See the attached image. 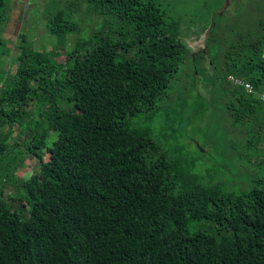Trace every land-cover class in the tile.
Masks as SVG:
<instances>
[{
	"label": "trees",
	"instance_id": "16d2710c",
	"mask_svg": "<svg viewBox=\"0 0 264 264\" xmlns=\"http://www.w3.org/2000/svg\"><path fill=\"white\" fill-rule=\"evenodd\" d=\"M155 2L77 0L48 19L50 36L79 35L68 17L83 5L108 22L78 36L63 62L20 46L13 72L0 70V166L36 162L29 178L1 180L0 264H264V190L204 184L132 127L168 100L189 55L180 24ZM8 3L0 0V58ZM221 50L220 76L208 83L227 84L219 92L234 122L263 125L264 21ZM8 182L14 195L4 197ZM196 221L209 231H190Z\"/></svg>",
	"mask_w": 264,
	"mask_h": 264
},
{
	"label": "rangeland",
	"instance_id": "374dc122",
	"mask_svg": "<svg viewBox=\"0 0 264 264\" xmlns=\"http://www.w3.org/2000/svg\"><path fill=\"white\" fill-rule=\"evenodd\" d=\"M76 1L9 0L2 33L8 55L1 56L0 70L8 68L13 72L15 62L11 58L21 53L20 46L53 57L59 54L54 59L63 62L64 51L74 48L78 36L87 38L103 27V21L108 22L105 17L88 13L83 5L79 12L71 10L68 17L80 25L79 35H69L63 40L50 36L46 32L48 19L60 10L68 12ZM155 4L167 19L180 24L179 38L189 48V55L173 75L168 100L159 103L154 112H148L149 117L132 120V127L149 132L171 161L182 163L185 171L196 174L204 184H219L223 191L232 194L248 192L257 185L264 190V122L261 126L260 121L234 122L229 101L219 92L220 86L227 84L220 80L222 85L217 88L208 83L211 77L220 76L215 56L223 46L246 31H255L259 21H264V0H156ZM205 26L206 29H201ZM195 68L198 75H194ZM191 76H195L194 83ZM62 107L68 109L69 105ZM27 137L25 132L21 137L14 134L10 140L20 142ZM35 165L27 158L23 168L9 171L8 167L0 166V185L5 176L12 182L29 178ZM8 172L12 176H7ZM9 182L3 189L4 197L14 195ZM189 229L209 231V225L196 221Z\"/></svg>",
	"mask_w": 264,
	"mask_h": 264
},
{
	"label": "built area",
	"instance_id": "2783aa9c",
	"mask_svg": "<svg viewBox=\"0 0 264 264\" xmlns=\"http://www.w3.org/2000/svg\"><path fill=\"white\" fill-rule=\"evenodd\" d=\"M227 80L232 84V85H236V86H240L244 89V91L248 94H252L253 93V88L252 86L247 83L244 82L241 79L232 77V76H228ZM259 99L264 103V91L258 94Z\"/></svg>",
	"mask_w": 264,
	"mask_h": 264
}]
</instances>
